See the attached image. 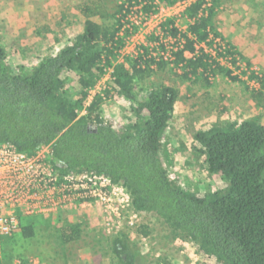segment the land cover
Segmentation results:
<instances>
[{"label": "trees", "instance_id": "trees-1", "mask_svg": "<svg viewBox=\"0 0 264 264\" xmlns=\"http://www.w3.org/2000/svg\"><path fill=\"white\" fill-rule=\"evenodd\" d=\"M158 1L173 6L179 0ZM220 2L191 3L186 10L190 23L185 34H180L171 20L163 23V33L183 39L182 48L173 53V64L181 65L188 82L197 80L199 71L214 75L220 68L208 54L197 55L195 49L202 44L211 46L220 37L214 27ZM93 4L95 8L86 5L80 9L85 18L82 32L27 70L12 68L0 45V147H13L26 156L45 147L48 161L59 175L88 172L121 185L133 212L155 217L174 237L194 248L204 262L264 264V124L252 119L196 132V154L205 171L222 186L202 196L177 186L163 165L162 141L172 123L179 93L168 86L137 90L153 66L162 68L165 64L145 59L146 55L116 62L124 46L119 34L126 31L133 9L140 6V11L149 14L157 11L159 4L154 0H123L111 14ZM186 52L196 55L185 60ZM225 54L233 57L229 49ZM106 67L112 69L111 79L103 94L88 103ZM225 74L231 81H239L229 71ZM72 76L78 90L69 86ZM248 79L260 85L250 97L264 109V76L250 73ZM110 95L127 101L133 116L118 128L103 118V100ZM75 221L74 215L63 212L24 224L20 219L18 228L7 237H17V244L8 241L1 264H28L21 249H43L51 242L62 249L66 261V248L78 242L83 233ZM136 233L150 236L144 225ZM92 239L97 246L106 241L118 264L142 262L126 232L111 237L102 233Z\"/></svg>", "mask_w": 264, "mask_h": 264}, {"label": "rangeland", "instance_id": "rangeland-1", "mask_svg": "<svg viewBox=\"0 0 264 264\" xmlns=\"http://www.w3.org/2000/svg\"><path fill=\"white\" fill-rule=\"evenodd\" d=\"M194 1L196 0H179L173 6H163L158 0H154L159 7L149 14L143 13L140 6H136L127 18L124 27L127 32L121 31L119 34L124 46L119 51L116 62L146 55L145 59L153 58L155 62L165 64L162 68L153 66L152 73L143 82H139L137 90H145L150 85L177 89L179 98L175 104L172 123L162 141L163 165L173 183L202 196L222 184L203 168L202 159L196 154V132L252 119H258L264 124V109L257 107L250 97V92L260 89V85L248 79L250 73L264 76V0H221L214 19V27L220 37L214 39L211 46L202 44L195 47L197 55L201 52L208 54L220 68L216 69L214 75L199 71L198 79L193 78L188 82L183 78L181 65L173 64V53L182 48L183 39L169 37L163 33L162 26L166 20H171L174 28L180 34H185L190 23L186 10ZM122 2L123 0H0V45L7 54L8 64L15 69L22 67L27 70L70 44L82 32L85 18L80 9L83 6L94 7L93 3H98L100 11L103 8L111 14ZM210 38L213 39V34ZM228 49L233 57L225 54ZM195 55L186 52L183 58L189 60ZM232 58L235 59L234 65ZM225 70L239 81H231ZM111 73V67H106L104 76L91 90L88 102L94 96L103 94ZM72 78L74 80L69 86L78 90L76 78ZM102 109L104 121L111 123L114 128L133 117L130 104L113 95L104 98ZM131 213H134L133 210L127 219L122 220L118 230H115V223L110 226L111 222L95 207H84L71 213L76 217L75 222L80 223L83 233L78 242L66 248V261L61 255L62 249L58 250L53 242L43 249L35 246L32 250L28 248L27 252L23 248L21 252L28 261L37 264H118L111 256L107 242L102 241L101 244L104 245L97 246V241L92 238L102 233L111 237L122 231L130 235L132 244L142 257L140 264H212L202 261L194 248L174 237L153 216L137 214L132 219L134 225L129 226L128 217L134 215ZM18 218L24 224L36 217H22L19 213ZM141 225L149 228L150 236L143 237L136 233ZM11 238L1 240V256L7 250L8 241L17 244L18 238ZM22 245L28 247L26 243Z\"/></svg>", "mask_w": 264, "mask_h": 264}, {"label": "built area", "instance_id": "built-area-1", "mask_svg": "<svg viewBox=\"0 0 264 264\" xmlns=\"http://www.w3.org/2000/svg\"><path fill=\"white\" fill-rule=\"evenodd\" d=\"M84 207H95L111 222L110 226L115 223V230L120 229L122 220L132 211L129 196L121 185L88 172L61 176L50 165L45 147L33 156L10 146L0 147V242L18 228L19 213L22 217L47 218ZM131 214L133 217L127 221L132 227L137 213ZM1 258L0 253V264ZM28 264L37 263L29 260Z\"/></svg>", "mask_w": 264, "mask_h": 264}]
</instances>
